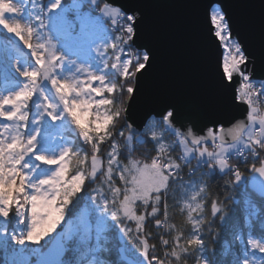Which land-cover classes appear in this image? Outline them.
Wrapping results in <instances>:
<instances>
[{
	"label": "snow or ice",
	"instance_id": "obj_1",
	"mask_svg": "<svg viewBox=\"0 0 264 264\" xmlns=\"http://www.w3.org/2000/svg\"><path fill=\"white\" fill-rule=\"evenodd\" d=\"M144 7L0 0V78L11 86L0 93V264H65L74 238L77 264H264V237L238 235L235 251L214 244L232 190L247 179L264 199V78L254 80L226 12L209 4L200 58L217 102L207 108L157 89L133 118L160 63L143 41ZM261 41L264 73V14ZM139 147L150 149L143 159ZM217 175L224 199L205 202ZM177 184L192 189L182 207L173 203ZM176 207L187 231L171 222ZM113 227L119 261L105 236Z\"/></svg>",
	"mask_w": 264,
	"mask_h": 264
},
{
	"label": "water",
	"instance_id": "obj_2",
	"mask_svg": "<svg viewBox=\"0 0 264 264\" xmlns=\"http://www.w3.org/2000/svg\"><path fill=\"white\" fill-rule=\"evenodd\" d=\"M113 2L145 6L143 41L154 43L160 57L157 72L146 82L144 103L130 111L133 118L139 115L141 108L152 105L153 92L157 89L176 93L183 102L207 108L217 102L206 89L204 66L200 58V53L210 43L199 31L204 21L205 6L209 4L217 5L226 12L232 29V38L241 41L250 54L249 67L252 68L254 65V80L264 78L260 60L264 14L262 0H113ZM193 41L195 48L192 47ZM254 178L260 179L258 176ZM247 188L262 199L258 193L251 191L248 181Z\"/></svg>",
	"mask_w": 264,
	"mask_h": 264
},
{
	"label": "trees",
	"instance_id": "obj_3",
	"mask_svg": "<svg viewBox=\"0 0 264 264\" xmlns=\"http://www.w3.org/2000/svg\"><path fill=\"white\" fill-rule=\"evenodd\" d=\"M261 113L264 114V110H261ZM149 151L150 149L148 147H139L137 151L138 158L143 159V154H146ZM193 165H195V161H193ZM186 172L187 169H185V173ZM247 175L248 174L246 173V177ZM184 179H188L187 175L184 176ZM223 183L224 181L219 175L213 177V182L208 185L206 191L203 193L204 201L207 202L208 200L217 197L220 200H223L225 195L223 192ZM175 191L176 197L173 203L182 207L184 203L182 199L184 190L179 184H177ZM83 206V200H81L75 207L70 206V216L74 217ZM225 208L227 216L224 222L221 223L219 220L216 221V231L219 232V239L215 241L214 244L218 252H221L225 245L230 250L235 251L239 247V241L236 237L241 234L244 235L245 238H247L249 234L255 238L264 237V201L249 191L247 188V179L232 190L231 199L225 203ZM252 209L256 211V215L252 214ZM169 215L172 218L171 222L178 228L182 227L186 231L190 228V225L185 224L186 211L181 212L180 207L170 210ZM204 215L210 216L209 206H206ZM246 215L250 216L249 222L247 223L250 227L245 226L244 217ZM67 217L69 218V216ZM105 236L108 239V247L112 249L110 258L114 261H119L116 249L121 246V241L117 238L118 234L116 230L111 229L109 232L105 233ZM207 243L208 248L211 249L213 247V242ZM82 252L83 251L80 249L73 251V249L71 250L68 248L64 257L66 264H77ZM0 259H2V257H0ZM188 264H194V261L189 259Z\"/></svg>",
	"mask_w": 264,
	"mask_h": 264
},
{
	"label": "rangeland",
	"instance_id": "obj_4",
	"mask_svg": "<svg viewBox=\"0 0 264 264\" xmlns=\"http://www.w3.org/2000/svg\"><path fill=\"white\" fill-rule=\"evenodd\" d=\"M109 27H111L110 25H109ZM11 86L10 85H7L6 83H5V81L3 80V78H0V93H3V92H5V91H7L9 88H10ZM261 115H264L263 113H261ZM183 190H184V193H183V196H182V199H183V201L185 202V200H186V198L191 194V191H192V189L191 188H187V189H184L183 188ZM202 196H203V194H202ZM250 205V204H249ZM252 205V204H251ZM194 215H196L195 213H194ZM67 216H66V221H67ZM108 223L109 224H112V222L111 221H108ZM112 229H114V230H116V232H117V234H118V229H115L114 227L112 228ZM66 247H67V249L69 248V249H73V251L75 250H78V249H80V250H82L83 251V249L82 248H80L79 247V245H78V240L77 239H73L72 241H69L68 243H67V245H66ZM64 259V258H63ZM65 261V260H64ZM65 264H66V262H65Z\"/></svg>",
	"mask_w": 264,
	"mask_h": 264
},
{
	"label": "built area",
	"instance_id": "obj_5",
	"mask_svg": "<svg viewBox=\"0 0 264 264\" xmlns=\"http://www.w3.org/2000/svg\"><path fill=\"white\" fill-rule=\"evenodd\" d=\"M256 81H257V80H256ZM261 110H264V106L261 107ZM261 110H260V111H261ZM252 214H253V215H256V211H255L254 209H252ZM249 217H250V216H248V215H246V216L244 217V223H245V224H247V223L249 222V219H250Z\"/></svg>",
	"mask_w": 264,
	"mask_h": 264
}]
</instances>
